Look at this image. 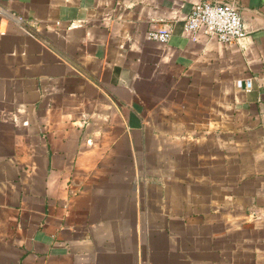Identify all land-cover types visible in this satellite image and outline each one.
<instances>
[{"label":"crops","instance_id":"obj_1","mask_svg":"<svg viewBox=\"0 0 264 264\" xmlns=\"http://www.w3.org/2000/svg\"><path fill=\"white\" fill-rule=\"evenodd\" d=\"M0 264H264V0H0Z\"/></svg>","mask_w":264,"mask_h":264},{"label":"built area","instance_id":"obj_2","mask_svg":"<svg viewBox=\"0 0 264 264\" xmlns=\"http://www.w3.org/2000/svg\"><path fill=\"white\" fill-rule=\"evenodd\" d=\"M184 32L197 40L199 34L215 37L226 44H242L247 37L241 11L232 3L205 1L196 4L185 18ZM171 37L170 28H152L148 38L166 43Z\"/></svg>","mask_w":264,"mask_h":264}]
</instances>
